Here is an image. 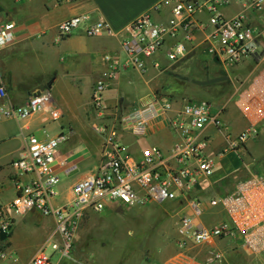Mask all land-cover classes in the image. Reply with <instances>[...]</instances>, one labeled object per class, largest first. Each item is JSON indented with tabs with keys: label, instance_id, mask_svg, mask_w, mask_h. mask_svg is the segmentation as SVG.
<instances>
[{
	"label": "built area",
	"instance_id": "1",
	"mask_svg": "<svg viewBox=\"0 0 264 264\" xmlns=\"http://www.w3.org/2000/svg\"><path fill=\"white\" fill-rule=\"evenodd\" d=\"M75 1L53 0L56 6ZM230 2L165 0L155 10L170 6L166 24H155L150 15L145 14L127 28L128 37L122 44L126 60L121 67L145 73L147 61L159 53L169 39H174V43L166 56L169 61L177 62L195 47L197 31H209L204 38L206 53L224 71L252 64L246 75L237 74L234 78L235 107L246 120L245 131L231 139L230 125L223 119L226 106L155 92L147 102L124 112L119 125L121 131L140 137L156 124L168 121L169 128L178 136L169 150L150 146L135 155L122 137L119 138L116 127L94 125L102 137L100 156L75 183L71 199L62 206L52 204L60 182L56 167L76 170L77 166L70 162L75 153L67 150L62 158L58 157L66 140L64 134L45 139L29 134L26 148L10 162L17 176L12 181L16 196L8 204L0 201V239L2 236L7 239L12 233L15 215L35 210L53 217L55 227L50 237L29 264H58L53 261L54 255H59L60 259L71 258L86 211L101 213L114 204L131 208L173 201L181 204L183 211L177 223V248L181 252L234 240L235 243L229 245L230 252L240 250L253 256L264 253V172L240 181L234 190L219 199L209 197L204 201L200 197L203 187L215 174L214 160L207 155L212 143L208 129L211 127L221 133L227 140V149L234 151L254 136L264 122V0H241L242 11L227 18L220 7ZM202 13L207 15L206 22L197 19ZM254 18L260 26L252 23ZM82 26L90 37L114 34L103 18L94 19L89 14L63 21L57 31L63 39ZM15 29L13 22L0 23V47L15 42ZM119 66V60H113L112 71L102 74L93 87L91 107L97 114L105 111L104 94ZM39 113H49L53 122L62 118L53 105L51 90L34 92L24 104L14 105L6 90L0 87V118L23 121ZM24 176L31 178L25 182L20 178ZM214 208H220L221 217L206 220L207 213ZM2 247L0 264L11 255L7 243L2 242ZM49 249L52 254L48 253ZM225 261V251L220 249L212 251L207 258L210 264Z\"/></svg>",
	"mask_w": 264,
	"mask_h": 264
},
{
	"label": "crops",
	"instance_id": "2",
	"mask_svg": "<svg viewBox=\"0 0 264 264\" xmlns=\"http://www.w3.org/2000/svg\"><path fill=\"white\" fill-rule=\"evenodd\" d=\"M164 1L77 0L56 6L53 0H0V23L16 24L15 42L0 47V87L6 90L14 105L24 104L34 92L51 90L53 105L62 115L55 122L50 119L49 113H39L23 121L0 118V196L3 197L0 201L3 204L10 203L16 196L15 191L13 198H6L4 187L8 181L13 185L12 181L17 177L10 162L26 148L29 134L40 139L64 134L66 140L58 157L62 158L63 152L67 150L75 153L70 162L77 166L76 170L56 167L60 182L57 186L58 195L52 201L53 206H62L71 199L75 183L98 160L102 150V137L95 131L94 125L116 127L119 138L122 137L130 150L135 147V151L131 150L135 155L150 146L168 151L177 140L178 136L169 128L168 121L156 124L140 137L121 131L119 125L124 112L147 102L153 93L169 87L171 82L167 80L172 78L170 74L174 71L205 79L207 74L213 78L222 70L218 63L217 67L210 70L207 62L201 58V53L207 54L204 38L209 31H197L195 47L177 62L169 61L166 56L174 43V39H169L162 50L147 61L145 73L132 67H121V63L126 60L122 44L128 37L127 28L145 14H149L150 20L155 24H166L170 18V6L163 5L160 10H155ZM242 9L241 0H231L220 7V12L224 17L232 18ZM83 14H89L94 19L103 18L114 34L90 37L84 33L82 26L72 35L61 39L57 31L58 25ZM197 19L206 22L207 15L198 14ZM252 23L260 26L256 18L252 19ZM113 60H119V70L104 94L105 111L97 114L91 107L93 87L102 74L112 71ZM251 66L252 64L237 66L233 70L244 76ZM229 80H232L231 75ZM227 112L228 110L223 119L229 125L234 122L238 124L235 134L238 135L245 124L242 118L232 119L227 116ZM261 126H264V122ZM208 132L213 143V135L218 132L211 127ZM230 132L233 133V130ZM211 154L207 153L214 160L215 174L203 187L204 193L212 191V183L220 182L218 176L223 172L221 161L225 157H232L234 153L227 149L226 140ZM20 178L26 182L31 177ZM115 206L116 204L109 208ZM91 213L92 211H86L82 222ZM21 216L25 218L20 219L19 227L15 226L18 217L15 215L12 233L7 239H0V249H3L2 242L7 243V249L11 253L9 258L2 261L3 264H29L55 227L53 217L43 216L35 210ZM220 217L221 212L214 208L210 209L207 219L213 221ZM204 258L206 259V255L201 254L198 247H193L178 253L170 263L166 261L163 264H201ZM56 262L63 264V259L59 258Z\"/></svg>",
	"mask_w": 264,
	"mask_h": 264
},
{
	"label": "rangeland",
	"instance_id": "3",
	"mask_svg": "<svg viewBox=\"0 0 264 264\" xmlns=\"http://www.w3.org/2000/svg\"><path fill=\"white\" fill-rule=\"evenodd\" d=\"M200 55L203 61L207 62L210 70L218 66L210 55L203 53ZM251 68L252 66L248 69ZM178 74L187 76L180 72ZM226 75H231L232 80L204 87L174 77L167 82H171L169 89L180 99L206 101L217 106H226L227 116L232 119L242 118L235 107L234 78L237 72L233 69L229 72L222 69L216 77ZM202 76L204 78V75L200 77ZM188 77L197 78L196 75H188ZM242 120L245 125L238 135H235L238 124L234 122L230 125V130H233L230 134L231 139L237 138L247 128L246 120L244 118ZM213 139V143L207 149L209 155L226 142L225 137L220 133H215ZM131 150L136 149L132 147ZM229 151L234 154L232 157L222 159L223 172L218 176L221 179L220 182L212 183V191L200 195L202 200L206 201L209 197L219 199L222 195L234 190L240 181L252 174L264 172V126H259L255 135L246 143L239 145L237 150ZM6 184L4 196L13 198L15 195L13 185L9 181ZM0 200L2 201L3 197L0 196ZM181 207V204L169 201L131 208L116 205L101 213L92 212L81 223L71 258L63 259V264H163L166 261L170 263L178 253H183L177 248L179 238L177 223L183 213ZM215 209L219 211L220 208ZM207 217L208 215L205 217L206 220ZM23 218L25 217H17L16 228L19 227L20 219ZM234 243V240L219 241L212 245L198 247L200 253L206 255V259L204 258L201 264H210L207 258L215 249L225 251L224 264H264V253L253 256L240 250L230 252L229 245ZM48 253L52 254L50 249ZM59 258V255H54L53 261L56 262Z\"/></svg>",
	"mask_w": 264,
	"mask_h": 264
},
{
	"label": "water",
	"instance_id": "4",
	"mask_svg": "<svg viewBox=\"0 0 264 264\" xmlns=\"http://www.w3.org/2000/svg\"><path fill=\"white\" fill-rule=\"evenodd\" d=\"M173 77L175 78H179L180 80H183V81H186V82H190L194 85H197V86H209V85H213V84H216V83H219V82H223V81H226L229 79V76H220V77H213L211 78L209 76V74H207L206 78L203 79V80H198V79H191L190 77L188 76H183V75H180V74H177V73H172L171 74Z\"/></svg>",
	"mask_w": 264,
	"mask_h": 264
},
{
	"label": "trees",
	"instance_id": "5",
	"mask_svg": "<svg viewBox=\"0 0 264 264\" xmlns=\"http://www.w3.org/2000/svg\"><path fill=\"white\" fill-rule=\"evenodd\" d=\"M173 73H176V72H173ZM172 74V73H171ZM170 74V75H171ZM178 74V73H177ZM171 77H173L172 75H171ZM175 78V77H174ZM191 79H196V78H191ZM210 86V85H209ZM157 92H159V93H161V94H164V95H167V96H170V97H174V98H178V96L176 95V94H174L173 93V91L171 90V89H169V87H167V88H163L162 90H160V91H157ZM2 238H5L4 236H2Z\"/></svg>",
	"mask_w": 264,
	"mask_h": 264
},
{
	"label": "flooded vegetation",
	"instance_id": "6",
	"mask_svg": "<svg viewBox=\"0 0 264 264\" xmlns=\"http://www.w3.org/2000/svg\"><path fill=\"white\" fill-rule=\"evenodd\" d=\"M229 80V79H228ZM228 80H226V81H228Z\"/></svg>",
	"mask_w": 264,
	"mask_h": 264
}]
</instances>
